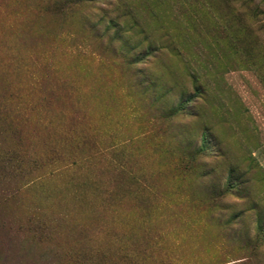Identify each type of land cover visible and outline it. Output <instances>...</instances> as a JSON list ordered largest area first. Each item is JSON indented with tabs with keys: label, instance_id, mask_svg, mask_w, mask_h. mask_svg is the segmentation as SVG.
Returning <instances> with one entry per match:
<instances>
[{
	"label": "rangeland",
	"instance_id": "1",
	"mask_svg": "<svg viewBox=\"0 0 264 264\" xmlns=\"http://www.w3.org/2000/svg\"><path fill=\"white\" fill-rule=\"evenodd\" d=\"M0 264H264V0H0Z\"/></svg>",
	"mask_w": 264,
	"mask_h": 264
}]
</instances>
